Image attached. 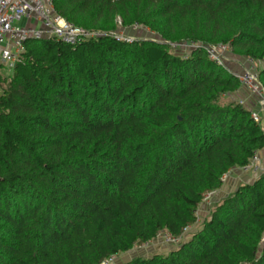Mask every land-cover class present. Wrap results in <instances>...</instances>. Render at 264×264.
Segmentation results:
<instances>
[{
	"label": "trees",
	"instance_id": "obj_1",
	"mask_svg": "<svg viewBox=\"0 0 264 264\" xmlns=\"http://www.w3.org/2000/svg\"><path fill=\"white\" fill-rule=\"evenodd\" d=\"M52 4L102 35L30 39L0 76V264H101L162 233L181 236L175 249L124 264H264V173L182 242L204 196L264 150L251 111L227 100L235 74L204 49L264 61V0ZM117 21L158 38L117 40Z\"/></svg>",
	"mask_w": 264,
	"mask_h": 264
},
{
	"label": "built area",
	"instance_id": "obj_2",
	"mask_svg": "<svg viewBox=\"0 0 264 264\" xmlns=\"http://www.w3.org/2000/svg\"><path fill=\"white\" fill-rule=\"evenodd\" d=\"M24 19V25L18 23ZM35 25L40 26L39 29ZM141 27L137 24L131 26L133 29ZM102 34L87 31L76 27L58 16L53 8L52 0H0V72L11 73L15 64H17L25 51V44L28 40L53 39L57 42L69 46H75L85 41L93 40L101 37ZM114 38L126 43L133 41L131 38L113 34ZM189 48H196V44H188ZM206 55L212 63L217 66H224L227 57L231 52L228 45L204 47ZM248 65L243 68L239 74H235L240 89H246L249 93L256 95L258 106L264 108V88L262 87L258 73L256 72L254 61L247 59ZM258 64L264 66V61ZM1 76V73H0ZM251 118L260 123L258 114L251 112ZM264 132V128H262ZM260 152H255L249 159L246 166L238 169L243 173H251L256 177L264 173L262 169ZM227 174L221 178L223 183ZM214 192L208 193L202 200V205L208 206ZM197 215V213H196ZM190 228L184 229L183 234ZM165 242L178 244L181 236L174 238L170 235L164 236ZM264 243V235L261 239ZM150 242L141 246H148ZM116 256H111L104 260L101 264H116Z\"/></svg>",
	"mask_w": 264,
	"mask_h": 264
},
{
	"label": "rangeland",
	"instance_id": "obj_3",
	"mask_svg": "<svg viewBox=\"0 0 264 264\" xmlns=\"http://www.w3.org/2000/svg\"><path fill=\"white\" fill-rule=\"evenodd\" d=\"M117 30H116V34L124 36L126 38H131L133 40L135 39H151V40H156L158 37L149 32L147 29L143 28V27H138L137 29H133L131 27H121L119 21H117ZM25 20L22 19L18 24L19 25H24ZM36 29H39L40 26L35 25ZM173 47L175 48V45H173ZM227 61L224 64V67L228 70H230L231 72L235 73V74H239L243 68L247 67L248 65V61L246 58H242L238 55H235L234 52L231 49V52L229 54V56L226 58ZM255 63V70L257 73H259L264 66L262 64H258V62L254 61ZM1 77L3 78H9V76L11 75V73H7V72H3L1 71ZM263 87V86H262ZM244 90V89H242ZM239 96V97H238ZM241 99V100H240ZM227 100H232V101H236V102H241L243 101L244 103V107L246 108V103L245 101H253L256 103V105L258 106V100H257V96L253 95L251 93H249L248 91H246V89L244 91H241V89L234 95L230 96L227 98ZM259 111L261 113H264V108L261 106H258ZM251 112H254L256 114H259L260 112H257L256 109L254 108V110H250ZM259 116V115H258ZM260 118V116H259ZM260 126L262 127V121L260 118ZM263 128V127H262ZM262 169H264V163L262 165ZM256 176L252 175L251 173H243L240 172L238 169H235L233 171H231L226 179L224 180V182L221 185V188L214 192V195L211 197L210 199V204L208 206L206 205H200V207L198 208V210L196 211L197 213V221L195 222V224L191 225L190 228L185 231L184 236H182V242L186 241L192 233L196 232L199 229V226L201 225V222L207 218V214L211 208V205L218 203L223 197H226L229 193H231L232 191H234L239 185L242 184H246L251 182L253 179H255ZM167 234H159L158 237L151 241L149 243L148 246H136L133 249H131L130 251L120 254L117 256L116 258V264H124L126 262H129L131 259L135 258V257H148L151 256L152 254H165L168 253L169 251L173 250L176 248V244H171V243H167L165 242L164 236Z\"/></svg>",
	"mask_w": 264,
	"mask_h": 264
},
{
	"label": "crops",
	"instance_id": "obj_4",
	"mask_svg": "<svg viewBox=\"0 0 264 264\" xmlns=\"http://www.w3.org/2000/svg\"><path fill=\"white\" fill-rule=\"evenodd\" d=\"M241 91H244V90L241 89ZM238 97H239V96H238ZM240 100H241V99H240ZM240 103H241L242 105H244V104H243V103H244L243 101H241ZM245 103H246V106H247L246 108H247V109L253 111L254 108H255L257 112H260V111H259V108H258V106L256 105V103L254 102V100L251 101V102H250V100H249V101H245ZM258 115H259L260 118H261V121H262V127L264 128V113H261V112H260ZM262 127H261V128H262ZM259 154H260V158H261V164L263 165V163H264V150L261 151Z\"/></svg>",
	"mask_w": 264,
	"mask_h": 264
}]
</instances>
